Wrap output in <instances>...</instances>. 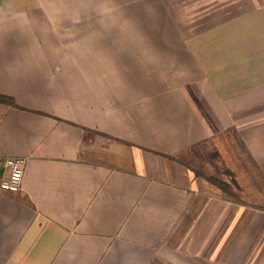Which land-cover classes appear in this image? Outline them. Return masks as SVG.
<instances>
[{"label": "crops", "instance_id": "1", "mask_svg": "<svg viewBox=\"0 0 264 264\" xmlns=\"http://www.w3.org/2000/svg\"><path fill=\"white\" fill-rule=\"evenodd\" d=\"M6 157L0 264H264V0H0Z\"/></svg>", "mask_w": 264, "mask_h": 264}, {"label": "built area", "instance_id": "2", "mask_svg": "<svg viewBox=\"0 0 264 264\" xmlns=\"http://www.w3.org/2000/svg\"><path fill=\"white\" fill-rule=\"evenodd\" d=\"M4 163L8 168V174L1 180L0 186L6 191L17 192L22 187L25 159L22 157H6Z\"/></svg>", "mask_w": 264, "mask_h": 264}, {"label": "trees", "instance_id": "3", "mask_svg": "<svg viewBox=\"0 0 264 264\" xmlns=\"http://www.w3.org/2000/svg\"><path fill=\"white\" fill-rule=\"evenodd\" d=\"M1 98H4V97H1Z\"/></svg>", "mask_w": 264, "mask_h": 264}]
</instances>
